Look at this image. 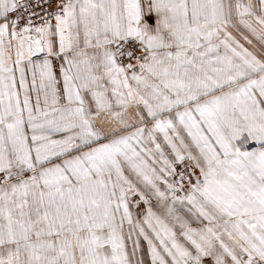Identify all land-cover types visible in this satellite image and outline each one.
<instances>
[{
  "label": "snow or ice",
  "instance_id": "6c2138e0",
  "mask_svg": "<svg viewBox=\"0 0 264 264\" xmlns=\"http://www.w3.org/2000/svg\"><path fill=\"white\" fill-rule=\"evenodd\" d=\"M0 264H264V0H0Z\"/></svg>",
  "mask_w": 264,
  "mask_h": 264
}]
</instances>
